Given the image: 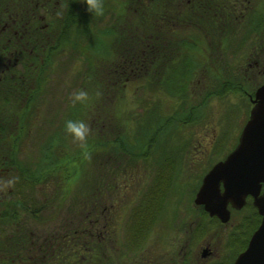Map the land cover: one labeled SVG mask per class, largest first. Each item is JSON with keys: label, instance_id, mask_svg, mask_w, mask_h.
Returning <instances> with one entry per match:
<instances>
[{"label": "rangeland", "instance_id": "obj_1", "mask_svg": "<svg viewBox=\"0 0 264 264\" xmlns=\"http://www.w3.org/2000/svg\"><path fill=\"white\" fill-rule=\"evenodd\" d=\"M70 1L59 0V38H41V44L39 40L38 46L35 43L30 47L33 54H28L29 46L25 45L27 49L23 56L27 55L29 61L32 55L34 63L27 81L37 79L35 85L39 83L42 90L41 102H36L37 89H29L26 94L14 90L16 96L0 94L5 95L0 97V127L7 123L12 131L7 134L0 130V194L5 198L14 195L16 200L25 198L26 207L37 208V219L25 212L23 220L33 242L37 243L41 230L44 236L63 235L66 231L63 226L68 222L72 208L85 206L84 200L91 194H135L140 198L159 170L162 173L158 174L161 175L159 180L169 182L168 194H159L166 197L151 230L142 240L136 232L138 253L149 256L156 264H180V250L186 252L188 264H210L213 260L199 257L201 244L209 238L213 240L212 249L218 253V259L221 258L228 249L223 245L225 236L221 234L218 240L211 228L205 239H188L190 231L185 221L187 217L188 222L194 220L195 212L188 198H192L190 193L198 176L206 165L224 158L236 136L233 133L239 114L232 117L227 111L226 125L232 122L234 126L231 133L222 134L225 128L221 118L231 102L242 110L244 103L237 96L234 83H230L229 69L244 65V54L240 51L231 54L222 38L208 47L203 33L198 34L200 42L196 49L189 50L185 42L179 46L178 38H184L187 32L179 36L180 28L176 26L178 35L167 33L163 36L164 43L168 41L162 51L164 55L142 65L133 63V57L141 61L145 58L137 53L141 44L155 42L150 38L152 31L138 21L140 16L147 15L142 5L135 6L130 0H104V16L84 26L81 19L75 17L76 35L64 37L61 23L65 24ZM3 6L0 3V10ZM74 6L83 11L85 3L76 0ZM253 9L264 15V0H259ZM163 19L164 16H160V21ZM131 31L138 34L139 47L135 45L137 42L128 44L131 38L123 37ZM0 40L1 52L4 43L2 38ZM171 40L175 49L170 48ZM187 56L192 57L191 66L177 67ZM25 59L22 62L27 69L29 62ZM80 89L88 92L90 103L87 107L77 105L73 108L69 97ZM69 119H81L90 125V159H85L82 151L65 135V121ZM161 122V130L155 131L154 127ZM43 147L67 157L56 155L50 169L52 175L28 186L20 180L16 167H36ZM160 163L170 165L165 176L162 170L165 167L156 166ZM132 200L127 198L125 204L131 206ZM124 219L123 239L128 241L125 245L128 250H124L130 252L134 243L133 233L125 229L126 210ZM232 219L242 220L241 215ZM9 228H4V234ZM0 235L2 237V233ZM30 249L28 255L36 253L33 246ZM120 251L123 249L119 245L113 252L109 250L115 257L107 264L115 261L116 255H122L123 259L119 261L126 264L127 253ZM95 252L99 257L100 251ZM25 254L22 252L20 257ZM4 260L0 258V264ZM97 261L94 259L88 264H104ZM18 263L19 258L15 257L11 264Z\"/></svg>", "mask_w": 264, "mask_h": 264}, {"label": "flooded vegetation", "instance_id": "obj_2", "mask_svg": "<svg viewBox=\"0 0 264 264\" xmlns=\"http://www.w3.org/2000/svg\"><path fill=\"white\" fill-rule=\"evenodd\" d=\"M187 1L188 0H184L185 3ZM258 1L259 0H232L230 5L233 10L235 9L232 13L233 17L232 19L222 21L224 24L217 29V33L215 34V38H229L231 54L238 51L244 54V65L241 64L242 66L239 65L238 67L229 69L232 80L230 83H234L233 87L236 90V94L242 103H244L242 110L240 108L238 109L239 106H237L236 103L231 102L232 104L228 105L229 107L227 106L226 113L221 118L225 128L224 130L226 131L224 132L223 130L222 134L231 133L234 130V126L232 122L226 125V116L228 117L227 111L232 114V117H236V115L239 114L236 117L237 128L233 133L236 136L232 138L229 151L236 146L238 136L243 126L249 119L252 109L258 102L255 91L264 85V15L262 12H257L253 9ZM59 5V0H8L4 5L5 14L3 18H0V38H2L6 47H4L3 44V46L1 45L3 51L0 52V94L9 93L10 96H13V93H15L14 90H17L16 92L20 90V92L26 94L29 89H37L35 93L36 102H41L42 93L40 92H42V90L40 89L39 83L37 86L35 85L37 79H28L27 81V77L31 75V71L34 69V65L32 67V64H34L32 61L33 59L31 60L32 55L28 61L27 55H24L26 57L25 59L23 53L27 49L25 45H28V54H33L30 47L32 48L35 46V43L38 46L39 40L41 44V38H59ZM232 38L238 39H233L232 41ZM1 42L0 40V43ZM23 58L29 62L27 69L23 65ZM41 59L40 57V60ZM26 82L28 83L27 85ZM3 96L5 95H1L0 97ZM24 112H26V108L23 110V113ZM10 128L9 124L5 123V127H2L0 130H4L7 134H10L12 132ZM221 160H223V158L206 165L198 176V182L194 186L193 192L190 193L192 194V198H188L195 212L194 220L192 218L193 221L189 220L190 222H188L187 217L185 221V223L189 225L188 229L190 232L188 239L200 240L203 237L205 239V234L211 228L213 229V233H215V238L218 240L221 234L225 236V238L223 236V245L227 246L228 249L219 259L218 253L212 249L213 240L207 238L205 239L207 241L201 244L202 246L199 248V257L205 258V260H213L210 264H231L235 257L245 249L249 236L253 232L252 231L246 241H244V232L250 222V214L254 212L258 216L257 225L260 221V216L252 205V197L250 195L244 196L242 199L243 204L238 208L235 207L230 199L225 202V209L228 211V219L226 222H221L219 218L214 215L210 216L204 209V201L197 204L194 203V195L201 184L203 176L216 162ZM156 166L160 169L165 167L162 168L164 173L170 168V165H163L162 163ZM16 170H18V166ZM222 191V182L220 181L216 194H223ZM263 191L264 183H260L257 194H262ZM127 198L133 199L131 206H129V203L125 204ZM15 200L16 197H14V195L5 198L0 194V233H2V237L0 235V258L1 260L5 259L1 264L12 263L15 261V257L19 258L20 263L18 264H27L28 261L31 264H53L51 261H56L59 258L58 247L62 245L60 243H64L62 246L63 249L66 250L68 258L71 259V264H88L94 261V259L107 264V262H109L108 260H113L114 258L112 257H115V255L109 253V250L113 252L115 246L117 247L118 245L121 250L123 249V251H120L121 254L128 250L125 246L128 241L123 239L125 210V229L127 231L132 230V241L134 243L132 251H130L132 253L129 251L126 252L127 257L125 258H127V263L156 264L154 260L153 262L150 260L149 256L146 257L138 253V239L135 234L139 226L140 209L139 197H136L135 194H130V196L129 194H91V196L85 198V206L72 208L70 211V218L66 225L63 226L64 230H66L63 235L56 234L44 236L40 229V238L37 243L33 242L31 232L28 227H26V224L23 223L25 219V210H17V214L14 218L9 215H4L7 210H11V208L5 205ZM23 200L26 201L25 198ZM213 202L214 200L211 197L209 203ZM184 209H186L185 206ZM176 210L178 209L176 208ZM242 214H244L243 217ZM20 215L21 220L19 221ZM240 215L242 220L232 221L233 217ZM154 223L155 221L152 226ZM5 227L10 228L4 234L3 230ZM224 230H226L225 233H223ZM236 230H238L239 233L236 232ZM134 238H136V242ZM65 244L66 248L64 247ZM28 245L30 248L32 246L34 247L36 250L35 254L28 255V250H31ZM55 247L57 248V254H52ZM93 247L99 249V257L92 253L94 252ZM22 252L26 253L23 258L20 257ZM203 252L204 255H202ZM179 254L180 264H188L186 252L181 253L179 250ZM6 257L10 259H6ZM116 257L117 259H115V261L119 262V264H123L119 261V259H123L122 255H116ZM220 259L224 260L219 261ZM115 261L110 262L112 264H118Z\"/></svg>", "mask_w": 264, "mask_h": 264}, {"label": "trees", "instance_id": "obj_3", "mask_svg": "<svg viewBox=\"0 0 264 264\" xmlns=\"http://www.w3.org/2000/svg\"><path fill=\"white\" fill-rule=\"evenodd\" d=\"M7 1L8 0H0V3L5 5ZM130 1L131 3L134 1L133 4L135 6L142 5L144 12L147 13V15L145 14L146 16L143 15L140 16L138 21L142 24V26L152 31V33L149 31L152 34L150 38H152L153 41H155V42L148 41L145 42L144 44H141L140 46L141 49L137 53L138 54L140 53V57L143 56L145 57L143 61L137 60V57H133L132 62L139 63L141 65L144 62L153 61L154 57H156L157 59V56L164 55L162 51H164V49L166 48V44H168V41L167 43H164L166 42V40L163 41V36H166L167 33H172L171 34L172 36L178 35L175 32L176 26H179L180 28L179 36L180 34L185 35L186 32L187 35L185 37L188 36V38L179 37L177 45L182 46V44L185 42L186 48H188L189 50L196 49L200 42V38H198V34L203 33V35L206 36V40H207L205 41V45H207L208 47L211 46L215 40L218 41V38H213V37H215V34L217 33V29L220 26H222V24H224L222 23V21L232 19L233 17L232 13L233 11H235V9L233 10L230 5L232 0H188L186 3L184 2V0H130ZM70 2L72 4H70L68 8L69 11L66 16L67 19H64L65 24L61 23L62 25L61 30L62 29L64 30L63 33L64 37L70 36V34H72V37L76 35V32L74 30V23L76 22V20L74 22L75 17L77 19L79 18L81 19L83 26L88 25L90 23L91 24L95 23V20L97 18L96 16H93V14L87 12L86 4L83 11H78V9L76 10L74 6L76 4V0H71ZM4 10L5 8L0 10L1 17L4 13ZM160 16H164L163 21H160ZM128 30H131V28L128 27ZM137 36L138 34L132 31L131 33H125L123 35L124 38H131V41H129L128 44L136 43L137 38H139ZM222 39L224 40L222 41V43H224L225 48L229 47L230 45L229 38H222ZM173 43L174 42L171 40L170 48L175 49L176 46H174L175 43L174 44ZM139 44L140 42H137L135 45L139 47ZM129 47H131V45H129ZM190 63H193L192 57L190 58L187 56L185 62L183 63L178 62L177 67L183 65L191 66ZM173 68L175 69L176 66ZM175 82L179 84V82H177L176 80ZM176 118L179 117L177 116ZM152 121L153 119L151 118V122ZM188 121L189 120H187V123ZM161 125L162 122L157 124L154 127L155 131L161 130ZM126 136L127 135L124 136L123 142L125 141ZM45 148L46 147H43V149L40 148V156L37 161L36 167H34L33 169L29 168L28 166L21 167L17 165L19 170L20 180H22V183L27 184L28 186H32L33 184L46 179L48 176L52 175L50 169H52L53 168L52 165L55 164L54 159H56L57 157L60 158L62 156H64L65 158L67 157V155L64 154L59 155L61 154L59 153V151L55 153L52 149L49 150ZM56 155L57 157L54 158ZM158 174H162V173H160L159 170L156 172L155 174L156 177L150 179V183L144 188L139 198L140 220L136 232L140 236L141 240L142 238H144L147 232L151 230L152 224L156 220V217L158 215L157 212L161 208V205L163 204L164 199L166 197V195L159 196V194H168L166 188L169 185V182L167 179L159 180V177L161 175L158 176ZM163 175L165 176V173ZM164 185H166L165 188ZM5 206L11 208V210H7L4 215H9L12 218H14L17 214L16 213L17 210L20 211V209H23L28 213L30 217L37 219V215H36L37 208L30 209L26 207L23 201L21 200L11 201ZM257 223H258V216L253 212L252 214H250V222L248 223V226L246 227V230L244 232L245 235L244 241H246L250 233L256 228ZM130 231L132 232V230ZM60 244L64 245V243H60ZM62 245L61 246L59 245L58 247L59 258L56 261L55 260L51 261V263L71 264V259L68 258L67 252L65 249H63ZM64 247L66 248V244ZM93 249L96 250L95 253L98 254L99 249L97 247H93ZM92 253L94 254V252ZM52 254H57L56 247L53 249ZM27 264H31V263L28 261Z\"/></svg>", "mask_w": 264, "mask_h": 264}, {"label": "water", "instance_id": "obj_4", "mask_svg": "<svg viewBox=\"0 0 264 264\" xmlns=\"http://www.w3.org/2000/svg\"><path fill=\"white\" fill-rule=\"evenodd\" d=\"M255 96L258 102L244 124L236 146L203 176L193 199L196 204L204 201V209L210 216L226 222L225 202L228 199L238 208L242 206L244 196L252 197L260 221L249 236L245 249L231 264H264V191L257 194L260 183H264V85L255 91ZM220 181L223 194H216ZM211 197L213 203H209Z\"/></svg>", "mask_w": 264, "mask_h": 264}, {"label": "clouds", "instance_id": "obj_5", "mask_svg": "<svg viewBox=\"0 0 264 264\" xmlns=\"http://www.w3.org/2000/svg\"><path fill=\"white\" fill-rule=\"evenodd\" d=\"M87 6V12L96 17H102L105 14L104 0H83ZM99 95V93H97ZM71 106L77 105L87 107L90 103V96L87 91L80 89L72 93L69 97ZM65 135L76 145L83 153L85 159H90L89 138L92 135V129L84 120H66L64 127Z\"/></svg>", "mask_w": 264, "mask_h": 264}]
</instances>
